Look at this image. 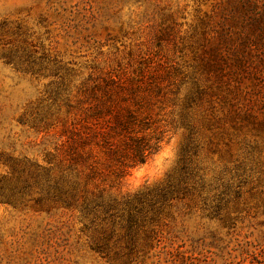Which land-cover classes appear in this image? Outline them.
Instances as JSON below:
<instances>
[{
    "label": "rangeland",
    "instance_id": "rangeland-1",
    "mask_svg": "<svg viewBox=\"0 0 264 264\" xmlns=\"http://www.w3.org/2000/svg\"><path fill=\"white\" fill-rule=\"evenodd\" d=\"M185 163L155 238L82 209ZM0 264H264V0H0Z\"/></svg>",
    "mask_w": 264,
    "mask_h": 264
},
{
    "label": "trees",
    "instance_id": "trees-1",
    "mask_svg": "<svg viewBox=\"0 0 264 264\" xmlns=\"http://www.w3.org/2000/svg\"><path fill=\"white\" fill-rule=\"evenodd\" d=\"M131 116V115H130ZM126 127H124L125 129ZM88 135L86 136V138ZM82 136L73 139V142H81ZM130 142L128 143V148L131 151L128 157L133 163H142L146 159V154L144 150L146 147L140 145L133 137H128ZM134 141V142H132ZM107 140L104 143L107 144ZM108 153L113 154L110 157L112 160V165L115 167L112 169V174L116 179L121 178L125 175V167L129 166L125 163L124 158L126 155L119 154L117 149L107 150ZM184 161V160H183ZM111 165V164H110ZM200 169L197 166H192L190 164H183L180 168L181 175L176 182H168L164 187H160L155 190H147L137 193L133 198H127L125 200H118L116 198L105 197L104 190H99L92 197H87L86 194H82V209L84 213L91 214L96 212L109 213L112 216L114 212L127 213V230L128 234L133 231L134 228H146L151 238L156 237L157 230L155 228V219L160 220L164 215L165 209L170 208L174 205L177 200H183L188 195L201 196L204 190L203 184V174L200 173ZM53 188L58 192L63 189L62 185L57 181L54 183ZM135 236V234H134ZM131 236V239H134ZM132 241H135L132 240Z\"/></svg>",
    "mask_w": 264,
    "mask_h": 264
}]
</instances>
